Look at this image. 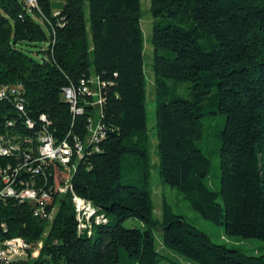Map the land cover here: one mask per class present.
I'll list each match as a JSON object with an SVG mask.
<instances>
[{
	"label": "trees",
	"instance_id": "16d2710c",
	"mask_svg": "<svg viewBox=\"0 0 264 264\" xmlns=\"http://www.w3.org/2000/svg\"><path fill=\"white\" fill-rule=\"evenodd\" d=\"M54 1L64 3L57 14ZM150 1L158 173L228 236L264 241V0ZM37 2L0 0V87L21 84L30 116L47 115L57 138L71 132L86 141L94 111L73 120L62 91L92 75L106 83L99 117L106 138L99 152L85 147L72 186L108 222L79 234L72 193L51 190L53 168L47 184L42 173L21 175L50 193L47 215L57 212L50 220L34 203L0 200V244L22 238L30 247L28 259L8 264H159L163 251L196 264H264V255L213 242L167 201L154 214L141 0ZM183 83L191 84L186 97L175 91ZM214 115L224 117L220 192L209 186L211 162L196 146L203 119ZM24 120L10 100L0 101V135L26 148L32 132ZM130 218L143 228H126Z\"/></svg>",
	"mask_w": 264,
	"mask_h": 264
},
{
	"label": "built area",
	"instance_id": "2783aa9c",
	"mask_svg": "<svg viewBox=\"0 0 264 264\" xmlns=\"http://www.w3.org/2000/svg\"><path fill=\"white\" fill-rule=\"evenodd\" d=\"M30 8H37V0H23ZM106 83L99 76L92 75L80 81L79 85L72 84L62 91L63 100L70 106L75 120L85 114L89 107L94 111L88 120V136L86 141L68 133L67 136L57 138L49 127L51 122L47 115L41 114L38 118L28 114L24 87L21 84L4 85L0 87V101L10 100L18 115L25 117L24 127L32 132L24 139L26 148L18 141V137L0 135V158L15 155L14 162L7 165L0 164V200L14 198L20 202H30L37 205L35 214L43 218L53 219L56 210L51 215L46 213V204L51 202V195L34 182L19 179L21 175L42 173L47 184V167L53 168L55 185L52 192L60 194L72 193V202L78 222V233L92 236L95 225L106 224L108 219L89 200L75 194L72 180L77 172L78 163L84 157L86 146H91L99 152V144L106 138L105 126L99 117L104 115V89ZM14 127L15 122H8ZM20 134V133H19ZM23 176V177H24ZM40 244V243H39ZM40 246H42L40 244ZM30 247L22 238H14L0 244V263L24 260L28 256Z\"/></svg>",
	"mask_w": 264,
	"mask_h": 264
},
{
	"label": "rangeland",
	"instance_id": "374dc122",
	"mask_svg": "<svg viewBox=\"0 0 264 264\" xmlns=\"http://www.w3.org/2000/svg\"><path fill=\"white\" fill-rule=\"evenodd\" d=\"M142 3V30L146 39L145 44V71L147 78V112L150 129V137L152 143L151 162H152V184H153V201L155 205V216H161L162 205L164 201L170 203L177 214L184 215L193 225L204 231L211 240L217 244L227 245L228 247H238L249 255H264V241L260 239H245L237 236H228L222 225L203 219L198 213L190 208L189 203L183 198L182 194L171 185L163 182L158 173L159 156L156 149V119H155V91H154V73H153V56L154 47L151 42L154 18L151 13V1L141 0ZM62 1H54V13H58L63 7ZM28 6V5H27ZM29 7V6H28ZM30 8V7H29ZM190 83H183L175 90L179 95L187 96L190 91ZM224 127V117L222 115H214L203 119L202 139L196 142L199 148L211 162L207 181L213 191L220 192V156L219 149L221 146L220 134ZM57 212V211H56ZM55 212V214H56ZM126 228H143V223L135 218H130L124 223ZM157 237V245L162 250L161 235L159 231L155 232ZM42 245V243H40ZM40 244L35 246L32 257H37L41 248ZM167 254V258L162 259L159 264H196L185 257L170 252L163 251ZM24 256V259H28Z\"/></svg>",
	"mask_w": 264,
	"mask_h": 264
}]
</instances>
